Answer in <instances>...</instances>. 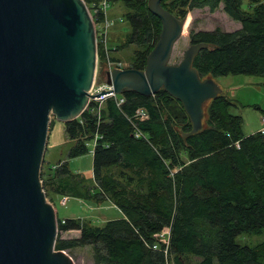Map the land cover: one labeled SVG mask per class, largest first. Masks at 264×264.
Returning <instances> with one entry per match:
<instances>
[{
	"label": "trees",
	"instance_id": "trees-1",
	"mask_svg": "<svg viewBox=\"0 0 264 264\" xmlns=\"http://www.w3.org/2000/svg\"><path fill=\"white\" fill-rule=\"evenodd\" d=\"M121 1L131 29L126 44L143 46L135 51L131 68L143 70L161 23L149 12L148 0ZM220 5L240 28L190 34L191 44L208 45L193 59L199 77L264 78V0L161 2L180 20L192 9L213 12ZM122 95L126 100L120 107L108 99L99 117L83 114L82 124H64L65 135L74 142L70 159L88 154L85 143L98 136L92 150V174L100 187L96 198L116 206L122 216L102 226L57 216L55 250L68 254L89 247L94 264H167L163 252L152 250L151 244L155 233L169 227L168 264H264V239L254 247L236 243L243 234L264 237V133L245 136L243 119L231 114L236 105L223 91L205 105L202 130L186 138L189 118L163 89L149 97L136 92ZM139 108L149 115L137 123L147 140L135 139L127 120ZM42 164L40 179L51 204L54 197L80 194L82 183L67 163L55 168ZM70 230H79V238L60 239V233Z\"/></svg>",
	"mask_w": 264,
	"mask_h": 264
},
{
	"label": "water",
	"instance_id": "water-1",
	"mask_svg": "<svg viewBox=\"0 0 264 264\" xmlns=\"http://www.w3.org/2000/svg\"><path fill=\"white\" fill-rule=\"evenodd\" d=\"M148 0L161 23L143 70L109 73L115 94L155 95L177 100L191 130H202L204 107L221 88L201 79L194 57L208 47L190 44L182 60L169 63L184 21ZM97 62L95 29L83 0H0V264H74L55 250L56 210L40 179L51 116L74 120L85 107Z\"/></svg>",
	"mask_w": 264,
	"mask_h": 264
},
{
	"label": "rangeland",
	"instance_id": "rangeland-1",
	"mask_svg": "<svg viewBox=\"0 0 264 264\" xmlns=\"http://www.w3.org/2000/svg\"><path fill=\"white\" fill-rule=\"evenodd\" d=\"M86 1L89 2L88 0ZM105 13L107 17L106 21L110 24L106 33V47L109 51V55L112 59L121 61L126 68H131L135 61V51L142 49L143 46L135 43L126 44L131 30L125 19L127 8L121 0H118L110 3ZM186 19H189L186 33L183 34L182 31L181 37L177 40L172 49L169 61L172 65H176L182 60L184 51L191 44V33L193 34L200 31L209 32L216 28H219L223 32H234L240 28L239 23L232 21L222 11V5L213 12H211L209 8L192 9L188 11L183 19V28ZM97 50L99 60H101L97 67L99 71L104 62V46L99 44ZM214 80L229 100L232 102L235 100L237 101L238 105H236L235 108H231L230 112L232 115L240 116L243 119V133L245 136H249L254 132L256 133L260 128L259 124L261 125L260 117L264 115V78L255 76H227ZM53 123L56 125V128L54 129L50 144L60 145L62 142L63 143L51 149H48L46 146L43 158L44 167L52 168L54 165L58 164L59 161H67L68 169L75 176V179L82 178L86 186L90 187L92 190H96L92 177L91 144L87 146L89 148L88 154L70 159L68 157V150L74 145V142L65 136L63 124L57 121L54 116H51L49 128H51ZM58 198L60 197H54V206L48 198L47 201L54 207L60 219L68 217L90 219L89 217L92 216V220H90L93 225L102 226L109 220H117L115 219L116 216L120 215L117 209L114 207H112V209L107 208V204H104L101 210L97 211L95 216H93L92 212L87 208L88 203L91 204L90 201H79L74 197H69L66 206H62ZM61 235H63V233H60V238ZM263 239V235L260 234H243L236 238V243L242 246L254 247L261 243ZM68 254L74 264H94L92 251L89 247L75 248ZM168 262L171 263V259H168Z\"/></svg>",
	"mask_w": 264,
	"mask_h": 264
},
{
	"label": "built area",
	"instance_id": "built-area-1",
	"mask_svg": "<svg viewBox=\"0 0 264 264\" xmlns=\"http://www.w3.org/2000/svg\"><path fill=\"white\" fill-rule=\"evenodd\" d=\"M87 10L89 12V15L91 16L92 22L94 24L95 29V40H96V49H98V45L101 44L104 46V62L102 64L101 69L95 70L94 79L91 85V88L89 89L88 93V100L81 111V113L72 121H78L79 124L83 123L82 116L83 114H92L97 115L99 117V113L102 110V108L105 105V101L108 99H113L116 103L117 107H120L122 104L125 103V97L123 95L115 94L113 91V86L109 85L106 81L108 78V75L113 70H122L126 69V67L123 65L121 61L112 59L109 55V51L106 47L107 39H106V33L109 27V23L106 21V13L107 8L110 3H113L118 0H99L98 2H86V0H83ZM99 54L97 50V62L96 67H98L99 62ZM149 115L146 110L139 108L137 109L132 117H127V120L132 124L133 127V136L135 139H144L147 140L146 135L140 130V128L137 126V123L144 122L148 120ZM260 123H261V130L260 133H264V115H261L260 117ZM101 138V137H100ZM79 139H83L80 137ZM98 136L94 135L93 140L91 142H86V146L91 144L92 150L96 146V142L98 140ZM92 150L90 152H92ZM176 172V170L171 171V175H173ZM66 199H62V204H65ZM61 223H64V220L61 221ZM170 228L165 227L160 232L155 233L153 235V241L151 244L152 250L162 251L164 254V257L168 264V250H169V243H170Z\"/></svg>",
	"mask_w": 264,
	"mask_h": 264
},
{
	"label": "crops",
	"instance_id": "crops-1",
	"mask_svg": "<svg viewBox=\"0 0 264 264\" xmlns=\"http://www.w3.org/2000/svg\"><path fill=\"white\" fill-rule=\"evenodd\" d=\"M234 103H235V105H238V103H237V101L235 100V101H233ZM258 107V106H257ZM61 124H63V126H64V123H61ZM259 126H260V128H259V130L261 129V125L259 124ZM56 128V125L53 123L52 124V126H51V128H49V131H48V136H47V143H46V146H47V148L48 149H51V148H56V147H58V146H60V145H57V144H50V140H51V137L53 136V132H54V129ZM57 130H58V127H57ZM259 130H257V132H259ZM256 132V133H257ZM64 134H65V132H64ZM252 134H255V132L254 133H251L250 135H252ZM66 136V135H65ZM53 143H56V142H53ZM71 149V148H70ZM69 149V150H70ZM69 150H68V152H69ZM58 163H67L68 164V162L67 161H59ZM57 165V164H56ZM56 165H54L52 168H55V166ZM68 167V166H67ZM71 172V171H70ZM72 173V172H71ZM92 177H93V175H92ZM69 177H67L66 179H68ZM78 181V180H77ZM93 181H94V186L96 187V190H92L90 187H88V186H86L85 184H84V182H83V179L81 178H79V183H82V186L81 185H78V187H79V189H81V192H80V194L79 195H77L76 197H74L75 199H77V200H79V201H90L91 202V204L90 203H88V209H89V211H91L92 212V215L93 216H95V213L97 212V211H99V210H101V208H102V205H104V204H107V208H110V209H112V207H114L115 209H117L118 210V212H119V216H116V218L115 219H119V218H121V216H122V213L120 212V210L116 207V206H114L113 204H110V203H108L107 201H103V199H98V198H96V195L97 194H99V192H100V187H99V185H98V183L94 180V178H93ZM71 183H75V180L74 181H71ZM69 197H70V194H66V195H64V196H62V197H60V198H58V201H59V203L62 205V206H66V204H67V202H68V200H69ZM63 198H65L66 199V201H65V204H62L61 203V200L63 199ZM54 206V205H53ZM57 213V212H56ZM90 219L92 218V216H90L89 217ZM64 220H67V219H76V218H74V217H68V218H63ZM80 219H84V220H90V219H86V218H80ZM92 220V219H91ZM90 220V221H91ZM92 222V221H91ZM79 236H80V231L79 230H70V231H66V232H63V235H61V238L60 239H63V240H71V239H78L79 238Z\"/></svg>",
	"mask_w": 264,
	"mask_h": 264
},
{
	"label": "bare ground",
	"instance_id": "bare-ground-1",
	"mask_svg": "<svg viewBox=\"0 0 264 264\" xmlns=\"http://www.w3.org/2000/svg\"><path fill=\"white\" fill-rule=\"evenodd\" d=\"M183 31H184V28H183ZM96 70H97V67H96Z\"/></svg>",
	"mask_w": 264,
	"mask_h": 264
},
{
	"label": "clouds",
	"instance_id": "clouds-1",
	"mask_svg": "<svg viewBox=\"0 0 264 264\" xmlns=\"http://www.w3.org/2000/svg\"><path fill=\"white\" fill-rule=\"evenodd\" d=\"M92 153V152H91Z\"/></svg>",
	"mask_w": 264,
	"mask_h": 264
}]
</instances>
